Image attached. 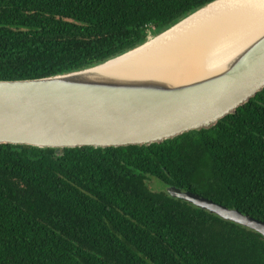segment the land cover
I'll return each mask as SVG.
<instances>
[{
  "label": "trees",
  "instance_id": "obj_1",
  "mask_svg": "<svg viewBox=\"0 0 264 264\" xmlns=\"http://www.w3.org/2000/svg\"><path fill=\"white\" fill-rule=\"evenodd\" d=\"M210 1L0 0V80L101 63ZM171 185L264 222V87L149 145L0 144V264H264V237Z\"/></svg>",
  "mask_w": 264,
  "mask_h": 264
},
{
  "label": "water",
  "instance_id": "obj_2",
  "mask_svg": "<svg viewBox=\"0 0 264 264\" xmlns=\"http://www.w3.org/2000/svg\"><path fill=\"white\" fill-rule=\"evenodd\" d=\"M150 38L79 70L0 80V144L56 149L149 145L209 128L264 87V26L209 63L202 74L180 77L98 69ZM166 192L264 237L260 220L175 185L166 187Z\"/></svg>",
  "mask_w": 264,
  "mask_h": 264
},
{
  "label": "bare ground",
  "instance_id": "obj_3",
  "mask_svg": "<svg viewBox=\"0 0 264 264\" xmlns=\"http://www.w3.org/2000/svg\"><path fill=\"white\" fill-rule=\"evenodd\" d=\"M262 26L264 0H217L98 69L180 77L202 74L209 63Z\"/></svg>",
  "mask_w": 264,
  "mask_h": 264
},
{
  "label": "rangeland",
  "instance_id": "obj_4",
  "mask_svg": "<svg viewBox=\"0 0 264 264\" xmlns=\"http://www.w3.org/2000/svg\"><path fill=\"white\" fill-rule=\"evenodd\" d=\"M152 35L149 36V38ZM147 185L149 186V188L153 189V190H161V189H165V186L163 185L162 182H160L159 180L151 177L149 180H147Z\"/></svg>",
  "mask_w": 264,
  "mask_h": 264
}]
</instances>
